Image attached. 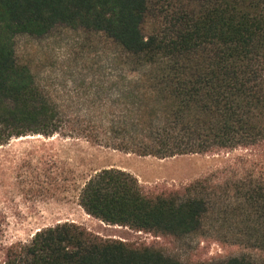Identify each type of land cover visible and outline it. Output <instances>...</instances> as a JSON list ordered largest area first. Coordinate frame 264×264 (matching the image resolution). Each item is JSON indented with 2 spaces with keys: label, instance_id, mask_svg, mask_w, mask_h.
I'll list each match as a JSON object with an SVG mask.
<instances>
[{
  "label": "trees",
  "instance_id": "16d2710c",
  "mask_svg": "<svg viewBox=\"0 0 264 264\" xmlns=\"http://www.w3.org/2000/svg\"><path fill=\"white\" fill-rule=\"evenodd\" d=\"M60 26L102 33L119 48L116 89L98 114L69 115L18 58L19 35L40 38ZM27 135L83 137L160 158L264 153V0H0V145ZM227 184L231 199L222 204L206 180L148 192L110 167L91 174L78 196L107 224L181 238L212 216L264 248V173L250 169ZM3 233L1 264H261L247 255L188 263L70 221L8 246Z\"/></svg>",
  "mask_w": 264,
  "mask_h": 264
},
{
  "label": "rangeland",
  "instance_id": "374dc122",
  "mask_svg": "<svg viewBox=\"0 0 264 264\" xmlns=\"http://www.w3.org/2000/svg\"><path fill=\"white\" fill-rule=\"evenodd\" d=\"M16 50L20 61L31 66L40 87L69 115L84 116L85 108L98 114L100 106L112 100L117 70L113 58L119 48L102 33L60 26L40 38L19 35ZM110 167L131 172L148 192L180 189L206 180L226 204L231 199L227 180L234 174L244 176L250 169L264 173V153L236 149L160 158L117 150L83 137H14L0 145L3 244L29 241L40 228L70 221L105 238L154 244L188 263L247 255L264 264V248L242 237L237 232L240 228L212 216L199 232L174 238L107 224L89 215L79 204V190L91 174ZM3 258L0 251V264Z\"/></svg>",
  "mask_w": 264,
  "mask_h": 264
}]
</instances>
